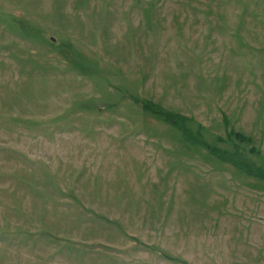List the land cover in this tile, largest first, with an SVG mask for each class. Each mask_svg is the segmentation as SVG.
Instances as JSON below:
<instances>
[{"label":"rangeland","instance_id":"rangeland-1","mask_svg":"<svg viewBox=\"0 0 264 264\" xmlns=\"http://www.w3.org/2000/svg\"><path fill=\"white\" fill-rule=\"evenodd\" d=\"M137 97L264 170V0H0V264H264V179Z\"/></svg>","mask_w":264,"mask_h":264},{"label":"trees","instance_id":"trees-1","mask_svg":"<svg viewBox=\"0 0 264 264\" xmlns=\"http://www.w3.org/2000/svg\"><path fill=\"white\" fill-rule=\"evenodd\" d=\"M25 29H27V28H25ZM25 34H28V33H25ZM136 101L140 103L141 107L144 110L149 111V112H151L155 115H158V116L161 115L165 121H169L173 125L178 126L186 134H187V132H189L188 128H186L184 126L185 118H182L181 116L175 115L169 111H165V110L159 108L158 106L156 107L151 101H148L146 99L137 97ZM84 105H86V103H83V102L79 103V107H83ZM187 135L192 140L199 139L198 140L199 143H202L203 145H205L206 148H208L209 151L212 152L217 157L231 161L235 165H241L240 168H242L243 170H246L247 173H249V174L251 173L252 175L259 176L260 178L264 179V170L257 168V167L255 168L254 166L245 162L244 159H240L238 157V155L236 154L237 152L228 153L227 151L220 149L216 146L207 145V144H205V141L199 137L200 136L199 134H196V136L198 138L192 137L191 134H190V136H189V134H187ZM231 135L233 136L234 139H236L240 142H250L251 141L249 137H247L244 134L237 132V131L236 132H233V131L230 132L229 136H231Z\"/></svg>","mask_w":264,"mask_h":264}]
</instances>
